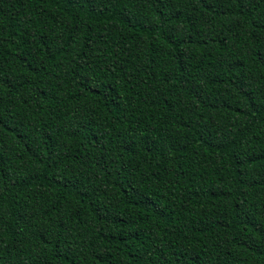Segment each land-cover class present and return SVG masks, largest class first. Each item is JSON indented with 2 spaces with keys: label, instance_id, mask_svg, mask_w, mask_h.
Segmentation results:
<instances>
[{
  "label": "trees",
  "instance_id": "16d2710c",
  "mask_svg": "<svg viewBox=\"0 0 264 264\" xmlns=\"http://www.w3.org/2000/svg\"><path fill=\"white\" fill-rule=\"evenodd\" d=\"M0 264H264V0H0Z\"/></svg>",
  "mask_w": 264,
  "mask_h": 264
}]
</instances>
